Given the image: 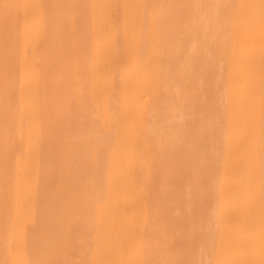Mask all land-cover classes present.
Segmentation results:
<instances>
[{"label": "bare ground", "instance_id": "6f19581e", "mask_svg": "<svg viewBox=\"0 0 264 264\" xmlns=\"http://www.w3.org/2000/svg\"><path fill=\"white\" fill-rule=\"evenodd\" d=\"M0 264H264V0H0Z\"/></svg>", "mask_w": 264, "mask_h": 264}]
</instances>
